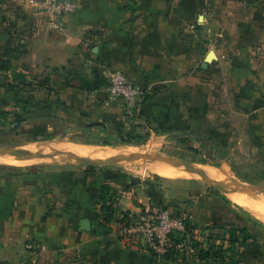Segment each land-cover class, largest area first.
I'll return each mask as SVG.
<instances>
[{
  "label": "crops",
  "instance_id": "crops-1",
  "mask_svg": "<svg viewBox=\"0 0 264 264\" xmlns=\"http://www.w3.org/2000/svg\"><path fill=\"white\" fill-rule=\"evenodd\" d=\"M77 2L57 34L33 0H0V111L32 134L25 142L0 145V261L264 264V240L258 238L223 259L156 257L119 237L117 220L103 223L98 200L107 186L116 217L142 209L153 197L186 206L198 227L223 222L214 193L184 190L174 198L140 170L243 188L207 162H172L177 158L161 150L189 149L178 140H191L190 148L210 142L221 148L234 139V148L264 158V0ZM196 20L216 41L214 59L201 68L189 42ZM108 69L144 88L135 117L125 119L119 100H107ZM118 129L135 137L122 141ZM59 133L71 137L56 138Z\"/></svg>",
  "mask_w": 264,
  "mask_h": 264
},
{
  "label": "rangeland",
  "instance_id": "rangeland-1",
  "mask_svg": "<svg viewBox=\"0 0 264 264\" xmlns=\"http://www.w3.org/2000/svg\"><path fill=\"white\" fill-rule=\"evenodd\" d=\"M201 22L202 21L200 20H196L193 28L191 29L192 31L189 39L192 48H194V51L197 54L196 68L201 66V64L205 61V56L208 54V52H212V50H214V46L216 44V41L213 37L209 38V36L204 34ZM48 122L52 123V121ZM2 127L0 128V145L9 146L19 144L25 142L26 140H28V138L32 137V134L30 135L28 133H25L22 128L16 129V123L14 120H6V123H4V128ZM75 135L79 136L80 134L78 132H75ZM66 137H71V135H61L59 133L56 136V138L62 139ZM81 138L86 139L84 137ZM133 142H139V140L133 139ZM226 142L228 146L223 145V147L221 148L216 142L205 143V146L199 145V147L197 148H190L189 146L191 140H178L177 142L175 141V143L187 146V148L189 149L180 150L171 147L163 151L161 150V152H163L165 155L167 153L173 154L175 156L174 158H177L175 160H179H170L172 162H180V160H189L197 163H209L206 164V166L214 168L212 170L219 172L220 176L243 186V188L239 187V189L236 190H239V192H245L247 196L249 195V199H247L248 201H253L261 204V202H264V158L259 155L257 156V151L251 154L249 148H234V139H231L230 141ZM160 164L163 166L167 165L163 161H161ZM144 165L146 166V164ZM151 166L152 165L148 167L150 168ZM140 171L142 172L144 177L149 176L148 178H150V180L154 182L156 181L157 183H161V186L165 188L164 190H170V193L173 192L174 198L181 197L184 190H193L196 193V191L199 190L205 192L210 191L208 190L210 188L217 189L218 193H222V191L219 190L216 186L217 182L211 181L210 179L209 180L211 184L199 179V177L188 176L185 173H173L169 176H158V174L153 173L148 168H141ZM225 185L228 187H232V185H229L226 182ZM221 193L219 195L215 194L219 198L217 199L219 201V205L215 203V207L219 208L217 209L219 216L221 218L224 217L225 219H228V221L235 229H230L229 231H227L223 241H217L218 238L215 236V242L211 241V247L213 246L212 253H214L215 255H218V253L220 252L219 254L229 257L233 254L238 253L243 248V244H239L238 240L235 241V243L232 240L234 235L238 234V228L246 229L244 230V234L246 236L248 235L252 236V238L255 239L258 238L264 240V222L257 218V216L253 215L251 212L246 210L244 207L228 198L226 195V198H222L224 196L221 197ZM183 196L184 198L186 197L185 195ZM193 199H195V197H193ZM225 199L228 200L225 201ZM172 203L173 200L169 198L168 200H166V202H164V205L171 210H177L178 212L182 211L188 214V222L190 223V226L194 228L191 229V231L199 229V225L197 224V222L192 219L191 210H189L186 206L183 205L174 206L172 205ZM239 235H242V233ZM180 236L181 235H179L178 237ZM193 244L194 243H192V245ZM196 244V246L195 244L193 246L196 247L197 252L200 247H206L203 244ZM192 258L193 257H189L188 259L194 260Z\"/></svg>",
  "mask_w": 264,
  "mask_h": 264
},
{
  "label": "built area",
  "instance_id": "built-area-1",
  "mask_svg": "<svg viewBox=\"0 0 264 264\" xmlns=\"http://www.w3.org/2000/svg\"><path fill=\"white\" fill-rule=\"evenodd\" d=\"M33 1L37 10L44 15L48 28L57 34L65 31L62 17L78 8L77 0ZM106 79L107 100H119L125 119L135 117L145 96L144 88L118 69H108ZM188 219L189 215L182 211L174 212L149 200L142 209L129 212L117 223V233L126 242L145 247L156 257L163 258L167 253L176 251L184 260L189 257L195 260L198 259V252L192 243L206 246L207 241L205 236L195 231L192 234L187 232ZM179 235L181 236L178 238ZM26 247L35 248L29 242ZM0 264L11 263L0 261Z\"/></svg>",
  "mask_w": 264,
  "mask_h": 264
},
{
  "label": "trees",
  "instance_id": "trees-1",
  "mask_svg": "<svg viewBox=\"0 0 264 264\" xmlns=\"http://www.w3.org/2000/svg\"><path fill=\"white\" fill-rule=\"evenodd\" d=\"M106 86H107V79H106V83H105V88H106ZM8 114H9L8 111H0V119H2L0 121L1 125L6 122ZM20 118H22V117L18 116V115L16 116L17 121ZM117 131H118V135H119L120 139L123 141H130V140H132V138L135 137V134L133 132L122 133V131L120 129H118ZM210 191L216 195H219L218 191H215L213 189H210ZM208 196H209V194H208ZM222 198H225V197H222ZM98 200L101 202V208H100L101 212H102L101 220L105 224H108L113 220L114 221L117 220V222H119V221H121V219L123 217H125L129 213V212H122V213L120 212L121 214L119 213V216L116 217V213H117L116 203L113 199V193L110 191L109 187H107V186H103L101 188V193L98 196ZM150 200L154 201L159 206L167 207L164 205V202H162L161 200L155 199L153 197H151ZM226 200H228V199H225V201ZM213 204L214 203H211V205H213ZM216 204L219 205V201ZM216 204H215V206H216ZM173 211L178 212L177 210H173ZM191 229H194V228L190 226L189 222H187V232H189V234H192L193 231H195L197 234L205 236L206 241H207L205 248L200 247V249H198V260H217V259L227 258L226 256L219 254L220 252L218 253V255H215L214 253H212V247L213 246L211 247V245H212L211 241L215 242L216 237L218 238V240L216 239L217 241H223L226 232L229 231L230 229H235L229 221H227L225 218H223V222H215L210 227L209 226L199 227V229H195L193 231H191ZM238 230H239V231H237L238 234L234 235V237L232 239L234 241V243H235V241L238 240L239 244L240 243L246 244V242H248L250 240V238H251V240L255 239V238H252V236H248V235L246 236L244 234V230H246V229L238 228ZM241 233H242V235H239ZM239 236H241L242 238ZM194 244H195V246L197 245L196 243H194ZM234 255L235 254H233L232 256H234ZM232 256H229V257H232ZM163 258L171 259V260H177V261L184 260V258H182L179 255V253L176 251H171V252L167 253Z\"/></svg>",
  "mask_w": 264,
  "mask_h": 264
},
{
  "label": "bare ground",
  "instance_id": "bare-ground-1",
  "mask_svg": "<svg viewBox=\"0 0 264 264\" xmlns=\"http://www.w3.org/2000/svg\"><path fill=\"white\" fill-rule=\"evenodd\" d=\"M210 180L217 182V180H214L212 178ZM216 186L222 189L231 199L238 202L247 210L252 212L255 216L264 221V202H261V204H259L253 201H248L247 199H249V195L247 196L245 192H239V190L231 188L230 186L228 187L220 182H217Z\"/></svg>",
  "mask_w": 264,
  "mask_h": 264
},
{
  "label": "water",
  "instance_id": "water-1",
  "mask_svg": "<svg viewBox=\"0 0 264 264\" xmlns=\"http://www.w3.org/2000/svg\"><path fill=\"white\" fill-rule=\"evenodd\" d=\"M214 54L212 52H209L206 56H205V62H210L212 59H214ZM94 124H97V122H93L91 123V125H94ZM132 182H138V179L137 178H132L131 179ZM87 222H85L86 224Z\"/></svg>",
  "mask_w": 264,
  "mask_h": 264
}]
</instances>
